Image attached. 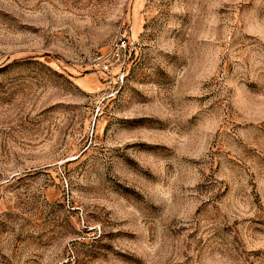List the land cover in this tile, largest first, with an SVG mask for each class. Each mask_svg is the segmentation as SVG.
<instances>
[{"label":"rangeland","instance_id":"374dc122","mask_svg":"<svg viewBox=\"0 0 264 264\" xmlns=\"http://www.w3.org/2000/svg\"><path fill=\"white\" fill-rule=\"evenodd\" d=\"M0 264H264V0H0Z\"/></svg>","mask_w":264,"mask_h":264},{"label":"built area","instance_id":"2783aa9c","mask_svg":"<svg viewBox=\"0 0 264 264\" xmlns=\"http://www.w3.org/2000/svg\"><path fill=\"white\" fill-rule=\"evenodd\" d=\"M104 69H107V67L105 66V68Z\"/></svg>","mask_w":264,"mask_h":264}]
</instances>
